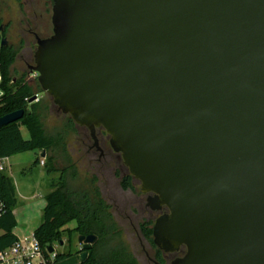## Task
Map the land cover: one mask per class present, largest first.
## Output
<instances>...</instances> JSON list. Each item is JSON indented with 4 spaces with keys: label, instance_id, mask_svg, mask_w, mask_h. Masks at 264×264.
Segmentation results:
<instances>
[{
    "label": "water",
    "instance_id": "95a60500",
    "mask_svg": "<svg viewBox=\"0 0 264 264\" xmlns=\"http://www.w3.org/2000/svg\"><path fill=\"white\" fill-rule=\"evenodd\" d=\"M51 24L30 70L167 208L153 244L185 247L172 264H264V0H53ZM97 239L78 236L81 260Z\"/></svg>",
    "mask_w": 264,
    "mask_h": 264
},
{
    "label": "trees",
    "instance_id": "16d2710c",
    "mask_svg": "<svg viewBox=\"0 0 264 264\" xmlns=\"http://www.w3.org/2000/svg\"><path fill=\"white\" fill-rule=\"evenodd\" d=\"M1 23V22H0ZM5 37V27L1 31ZM16 58V51L9 44L0 47V117L23 109L24 114L18 121L0 127V158H6L26 151H38L45 153L43 166L48 173L60 171L58 183H52V190L45 196V207L40 225L34 230L33 236L37 240L46 264H138L137 259L129 250V247L121 239V230L116 223L111 211V205L102 197L95 179L91 187L84 191L72 192L67 187L66 174L75 169L67 156L65 135L49 134L44 122L43 113L47 105L42 100L29 102L30 98L39 92H43L37 79L35 89L29 84L26 74L15 79L10 74V69ZM38 91V92H37ZM74 129L77 124L67 117ZM21 126H25L29 132V138L25 139L21 133ZM63 157L67 165L57 166L59 155ZM39 164V158L34 160ZM75 171V170H73ZM129 180L124 187L130 186ZM0 250L11 246L18 238L13 233L16 220L13 209L16 205L15 189L11 179L5 174L0 175ZM75 221L73 228L67 227ZM153 220H145L140 223L142 235L152 243ZM97 235V241L88 250L85 260H81L82 250L72 252H58L55 244L63 245L64 240L71 241L73 234ZM153 244V243H152ZM49 247L54 248L49 253Z\"/></svg>",
    "mask_w": 264,
    "mask_h": 264
},
{
    "label": "rangeland",
    "instance_id": "374dc122",
    "mask_svg": "<svg viewBox=\"0 0 264 264\" xmlns=\"http://www.w3.org/2000/svg\"><path fill=\"white\" fill-rule=\"evenodd\" d=\"M39 1L0 0V22L5 27V38L16 51L15 61L10 69V74L15 79H19L27 73V64H33L35 41L34 37L29 34L28 29H36L40 35L44 36L51 34L50 14L41 19L40 13L43 12V7ZM28 79H30L29 84L33 85L35 89V76L31 74ZM37 95L47 105V110L43 113V122L48 133L52 135H64L66 133L67 156L75 166V169L69 170L65 177L69 191L80 192L89 189L95 179V184L99 187L102 197L111 205V211L121 230V239L136 257L138 264H152L148 261L138 240L137 230L142 221L151 216L155 218L157 215L150 214L143 208H134L135 210L132 212L131 191H122V187L117 183L118 179L112 173L118 163H108L111 168H103L106 164L105 159L102 158L101 161H98L95 149L90 148L92 139L89 130L79 125L71 129V124L67 118L70 116L59 111L52 98L46 93L39 92ZM20 129L23 137L28 139L29 132L27 128L21 126ZM97 137L99 138L98 132ZM106 141L108 143V138ZM36 158L42 159L40 152L26 151L10 156L8 160L10 167L6 174L14 181L17 191L15 208L19 222L16 232L21 237L28 236L30 238L32 236V232L41 220V206L44 204V196L51 192V184L58 183L61 176L60 171L48 173L45 167L40 165L41 163L35 164L34 160ZM56 165L59 167L67 165L61 154L56 161ZM114 204H118L119 208L115 207ZM75 225L76 222L71 221L67 227L73 228ZM78 236L75 233L72 235L71 241L67 242L65 239L63 245L55 244V250L58 252L78 250L80 247L77 241ZM142 244L150 256L154 255L155 246L153 244L146 242L144 239Z\"/></svg>",
    "mask_w": 264,
    "mask_h": 264
},
{
    "label": "flooded vegetation",
    "instance_id": "af4514ba",
    "mask_svg": "<svg viewBox=\"0 0 264 264\" xmlns=\"http://www.w3.org/2000/svg\"><path fill=\"white\" fill-rule=\"evenodd\" d=\"M39 2L42 4V7H43V12L40 13L41 19H44L45 16L47 17L49 14H50V19H51L53 0H40ZM28 32H29V34H31L34 37V41H35L34 52H35V50L37 48V39L38 38L43 39V38L49 37L52 34V28H51V34L45 35V36L40 35V33L36 29H32V28H29ZM34 52H33V64H27V68H28L27 73H26L27 78L30 77L31 74H33L35 76V73L31 72V70H30V68L34 65ZM35 78H36V76H35ZM29 81H30V79H28V82ZM35 95H37V94H35ZM97 132L99 134L98 142H99L100 150H97L92 145H90V148L95 149V151L98 155V158H97L98 161H101L102 158L105 159L106 164H104V166H103V168L105 167V169L107 167H109L108 163H110V164L118 163L117 167H115L113 169L112 173L114 174V177L118 179L117 183H118V185H120L122 187V189H123L122 191H126V190L131 191V199L133 200L131 202V203H133V204H131V211L133 212V210H135V209L143 208V209L147 210L150 214H153V215L156 214L157 216L155 218H153L151 216V217H148L146 219V220H153V223H154L155 219L159 215L168 211L167 208L163 207L161 210H152L150 207L147 206V198L150 196H153L154 193H152V192L142 193L141 192L140 181L138 179H136L134 176L130 175L129 170H128L127 166H125V164L123 163V160H122L120 154L115 152L111 148V146L109 144V136L104 132L102 127L97 128L96 133ZM107 138H108V143L106 141ZM109 168H111V167H109ZM127 180H129L131 185L128 186V188H125L123 185L125 182H127ZM95 183H96V181H95ZM137 186H138V189H137ZM114 206L119 208L118 204H114ZM152 226H153V224H152ZM137 237H138V240L140 241V244L142 245V249L144 250L148 261L152 264H172V262L176 258L182 257L186 251L185 247L182 246L177 251L164 252V251L158 249L153 244L155 246V253H154V255L150 256L149 253L144 249L143 244H142V240L144 239L146 242L152 244L153 243V237H152V243L149 240H147L141 233L140 224L138 225Z\"/></svg>",
    "mask_w": 264,
    "mask_h": 264
},
{
    "label": "built area",
    "instance_id": "2783aa9c",
    "mask_svg": "<svg viewBox=\"0 0 264 264\" xmlns=\"http://www.w3.org/2000/svg\"><path fill=\"white\" fill-rule=\"evenodd\" d=\"M38 99L39 97L36 95L35 101ZM40 163L44 164V157ZM6 170L5 158H0V175L4 174ZM0 213H2L1 204ZM0 264H46V261L37 240L32 235L30 238L18 239L11 246L0 250Z\"/></svg>",
    "mask_w": 264,
    "mask_h": 264
},
{
    "label": "crops",
    "instance_id": "0c3cea01",
    "mask_svg": "<svg viewBox=\"0 0 264 264\" xmlns=\"http://www.w3.org/2000/svg\"><path fill=\"white\" fill-rule=\"evenodd\" d=\"M41 157H43V156H41ZM9 158L10 157H6L5 158V162H6V164H7V170L6 171H8V169H9V167H10V164H9V162H8V160H9ZM40 164V163H39ZM40 165H42V164H40ZM6 176H8L7 174H6V172L4 173ZM9 177V176H8ZM10 178V177H9ZM11 179V178H10ZM11 181H12V183H13V186H14V189H15V196H16V204H17V191H16V187H15V183H14V181L11 179ZM52 188V187H51ZM47 195V194H46ZM45 195V196H46ZM44 196V197H45ZM45 204H46V201H45V198H44V204H42V213H41V220L38 222V224L36 225V227H35V229L40 225V223L42 222V217H43V209H44V207H45ZM15 207H16V205H15ZM13 214H14V217H15V220H16V226L13 228V233H14V235L19 239V240H22V239H25V238H28V236H24V237H21L19 234H17V232H16V228H17V226H18V222H19V220H18V216H17V212H16V208H14L13 209ZM34 229V230H35ZM34 232V231H33ZM33 232H32V235H33Z\"/></svg>",
    "mask_w": 264,
    "mask_h": 264
}]
</instances>
